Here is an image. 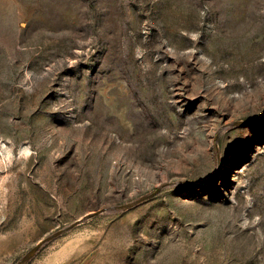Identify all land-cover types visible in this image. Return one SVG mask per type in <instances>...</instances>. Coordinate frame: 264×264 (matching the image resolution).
Listing matches in <instances>:
<instances>
[{
  "label": "rangeland",
  "instance_id": "obj_1",
  "mask_svg": "<svg viewBox=\"0 0 264 264\" xmlns=\"http://www.w3.org/2000/svg\"><path fill=\"white\" fill-rule=\"evenodd\" d=\"M0 264H264V0H0Z\"/></svg>",
  "mask_w": 264,
  "mask_h": 264
}]
</instances>
